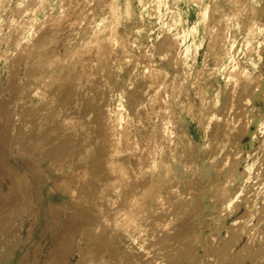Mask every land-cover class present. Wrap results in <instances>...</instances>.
I'll list each match as a JSON object with an SVG mask.
<instances>
[{"label":"rangeland","instance_id":"rangeland-1","mask_svg":"<svg viewBox=\"0 0 264 264\" xmlns=\"http://www.w3.org/2000/svg\"><path fill=\"white\" fill-rule=\"evenodd\" d=\"M263 97L264 0H0V264H264Z\"/></svg>","mask_w":264,"mask_h":264},{"label":"bare ground","instance_id":"bare-ground-1","mask_svg":"<svg viewBox=\"0 0 264 264\" xmlns=\"http://www.w3.org/2000/svg\"><path fill=\"white\" fill-rule=\"evenodd\" d=\"M242 2H245V1H242ZM244 5V4H243ZM246 5V4H245ZM240 6V5H239ZM238 7V6H237ZM241 7V6H240ZM233 9V8H232ZM240 9V8H239ZM248 9V8H247ZM260 9H261V7H260ZM244 10V9H243ZM257 11V10H256ZM130 13V12H129ZM196 14H197V12H196ZM203 14V13H202ZM201 15V14H200ZM202 16H204V15H202ZM250 16V15H249ZM205 17V16H204ZM241 17V16H240ZM253 17V16H252ZM242 18V17H241ZM199 20V19H198ZM241 20V19H240ZM200 21H203L202 19H200ZM203 23V22H202ZM199 24H201V23H199ZM36 26V25H35ZM245 26V25H244ZM207 28H209V27H207ZM34 29V28H33ZM183 29V28H182ZM113 30V29H112ZM197 30V25H194L188 32H185L184 34H183V39H187V37H188V35L189 34H191L192 35V33H194L195 31ZM36 31V30H35ZM35 31H33V32H35ZM111 31V30H110ZM207 31V30H206ZM246 32V31H245ZM113 33H115V30H114V32ZM120 33V32H119ZM208 33V32H207ZM211 33V32H210ZM215 34V33H214ZM211 35H209V37H210ZM30 38H31V36H30ZM192 38V37H191ZM95 39V38H94ZM256 39V38H255ZM168 40V39H167ZM201 40V39H200ZM222 40H223V38H222ZM24 41H26V39L24 40ZM203 41V40H202ZM202 41H201V43H202ZM226 41V40H225ZM98 42V41H97ZM169 42V41H168ZM197 42V41H196ZM194 40H191V41H189L187 44H186V47H185V50H184V54H185V61L187 60V59H189V57H190V54H191V51H192V49L194 48V47H196V43ZM95 43V42H94ZM99 43V42H98ZM166 44V43H165ZM91 45V44H90ZM94 45H96V44H94ZM126 45V44H125ZM222 45V44H221ZM227 45H228V43H227ZM231 45V44H230ZM229 45V46H230ZM84 46V45H83ZM166 46V45H165ZM172 46V45H171ZM170 46V47H171ZM90 47V46H89ZM95 47V46H94ZM234 47V46H233ZM260 47V46H259ZM221 48H222V46H221ZM220 48V49H221ZM94 49V48H93ZM170 49V48H169ZM90 50V49H89ZM234 50V49H233ZM78 51V50H77ZM79 51H80V49H79ZM82 51V50H81ZM84 51H85V49H83V53H84ZM87 51V50H86ZM91 51V50H90ZM93 51V50H92ZM220 51V50H219ZM88 52V51H87ZM98 52V51H97ZM96 52V53H97ZM107 52V51H106ZM111 52V51H110ZM193 52V51H192ZM247 52V51H246ZM73 53V52H72ZM82 53V52H81ZM82 53V54H83ZM86 53V52H85ZM89 53V52H88ZM212 53V52H211ZM74 54V53H73ZM87 54V53H86ZM69 55H70V53H69ZM78 55V54H77ZM76 55V56H77ZM81 55V54H80ZM234 55V54H233ZM74 56H75V54H74ZM85 56V55H84ZM87 56V55H86ZM91 56V55H90ZM109 56H110V54H109ZM78 57V56H77ZM80 57V56H79ZM78 57V58H79ZM114 57V56H113ZM182 57V56H181ZM75 58V57H74ZM83 57H81V59H82ZM88 58V57H87ZM84 59V60H82L81 62H83L82 63V67H83V69H85L84 71H83V74H81V76H79L80 77V80L82 79V80H84V78L88 81V79H92V77L95 75L94 74V72H92V68L90 67V65H89V63H88V61H85V60H88V59ZM117 58V57H116ZM261 58V57H260ZM69 59V58H68ZM111 59H112V57H111ZM229 59H230V52L229 51H227L226 53H224V55H223V58H222V64H221V67L219 68V71L220 70H222V69H224V67H225V65H226V63L229 61ZM70 60H71V58H70ZM212 60V59H211ZM77 61H79V60H77ZM181 61V60H180ZM215 61V60H214ZM255 62V61H254ZM69 63V62H68ZM74 63H76V62H74ZM80 63V62H79ZM144 63V62H143ZM180 63H182V61L180 62ZM50 64V63H49ZM169 64V63H168ZM263 65V64H262ZM73 66V65H72ZM75 66H76V64H75ZM92 66V65H91ZM260 66H261V64H260ZM45 67V62H41L40 64H38L37 66H35L34 68H32V70L34 69V73H32V75H30L34 80H36V81H40V83H41V80H43L45 77H47L48 75H46L47 74V72L48 71H46L47 69H45L44 68ZM71 67V66H70ZM131 67V66H130ZM157 67V66H156ZM219 67V66H218ZM218 67H217V69H218ZM241 67V66H240ZM153 68V67H152ZM185 68V67H184ZM232 68V67H231ZM67 69H68V67H67ZM71 69H72V67H71ZM157 69V68H156ZM167 69V68H166ZM209 69V68H208ZM73 70V69H72ZM163 70V69H162ZM179 70V69H178ZM259 70V69H258ZM79 71V70H78ZM130 71V70H129ZM217 71V70H216ZM236 71V70H235ZM109 72H110V70H109ZM154 72V71H153ZM173 72V71H172ZM77 73V72H76ZM81 73V72H80ZM112 73V72H111ZM161 73V72H160ZM177 73V72H176ZM240 73V72H239ZM151 74V73H150ZM155 74V73H154ZM153 74V75H154ZM162 74V73H161ZM172 74V73H171ZM183 74V73H182ZM185 74V73H184ZM183 74V75H184ZM217 74V73H216ZM228 74V73H227ZM146 75V74H145ZM152 75V74H151ZM189 75V74H188ZM194 75V74H193ZM207 75V74H206ZM236 75V74H235ZM245 75H246V73H245ZM156 76V75H155ZM239 76H241V75H239ZM244 76V75H243ZM258 76V75H257ZM145 77V76H144ZM242 77V76H241ZM240 77V78H241ZM244 77H246V76H244ZM253 77V76H252ZM51 78V77H50ZM141 78V77H140ZM151 78V77H150ZM153 78H155V80H156V77H153ZM174 78V77H173ZM191 78V77H190ZM49 79V78H48ZM158 79V78H157ZM186 79V78H185ZM188 79H189V77H188ZM246 79H247V77H246ZM260 79H261V76H260ZM79 80V81H80ZM86 80H85V82H86ZM143 80V79H142ZM154 80V79H153ZM253 80V79H252ZM78 81V82H79ZM135 81V80H134ZM150 81V80H149ZM44 82V81H43ZM42 82V83H43ZM49 82V81H48ZM50 82H52L51 80H50ZM49 82V83H50ZM84 82V83H85ZM90 82V81H89ZM144 82H145V80H144ZM151 82V81H150ZM149 82V83H150ZM157 82V81H156ZM162 82V81H161ZM193 82V81H192ZM227 82H228V80H227ZM230 82V81H229ZM237 82H238V80H237ZM254 82V81H253ZM33 83V82H32ZM88 83V82H87ZM137 83V82H136ZM142 83V82H141ZM152 83V82H151ZM158 83V82H157ZM157 83H155V84H157ZM160 83V82H159ZM254 83H256V82H254ZM37 85H38V83H36ZM44 84V83H43ZM45 84H47V82H45ZM80 84V83H79ZM82 84H83V82H82ZM138 84V83H137ZM168 84V83H167ZM237 84V83H236ZM78 85V84H77ZM81 85V84H80ZM94 85V84H93ZM139 85V84H138ZM142 85V84H141ZM140 85V86H141ZM151 85V84H150ZM153 85V84H152ZM160 85V84H159ZM231 85V84H230ZM232 85H233V83H232ZM239 85V84H238ZM241 85H243V84H241ZM249 85H251V86H253V87H255L254 86V84H248L247 86H249ZM260 85V84H259ZM258 85V82H257V87L259 86ZM41 86H44V85H42L41 84ZM47 88L48 87H51L52 86V83L51 84H48V85H45ZM45 86H44V88H45ZM202 86V85H201ZM245 86H246V84H245ZM247 86H246V88H247ZM261 86V85H260ZM82 87V86H81ZM152 87V86H151ZM158 87V86H157ZM166 87V86H165ZM232 87V86H231ZM237 87V86H236ZM235 87V88H236ZM242 87V86H241ZM250 87V86H249ZM253 87H250L251 88V90H252V88ZM32 88H34V87H32ZM37 88V87H36ZM35 88V89H36ZM41 88V87H40ZM144 88V87H143ZM147 88V87H146ZM145 88V89H146ZM226 88V87H225ZM240 88V87H239ZM258 88H260V87H258ZM39 89V88H38ZM236 89H238V88H236ZM236 89H234V90H236ZM254 89V88H253ZM256 89V88H255ZM42 90H44V89H42ZM48 90V89H47ZM179 90V89H178ZM230 90V89H229ZM228 90V91H229ZM233 90V89H232ZM247 90H250L249 88L247 89ZM246 90V91H247ZM250 90V91H251ZM33 91V90H32ZM37 90H35V92H36ZM40 91H41V89H40ZM163 91V90H162ZM227 91V92H228ZM244 91V90H243ZM246 91H245V93H246ZM250 91H247V92H250ZM257 91V90H256ZM262 91V90H261ZM159 92V91H158ZM242 92V91H241ZM38 94H39V92H37ZM46 93V92H45ZM201 93H202V90H201ZM255 93V92H254ZM43 94V93H42ZM231 94V93H230ZM40 95V94H39ZM47 95V94H46ZM141 95V94H140ZM202 95V94H201ZM236 95H237V93H236ZM240 95H241V93H240ZM45 96V95H44ZM132 96V95H131ZM234 96V95H233ZM239 96V95H238ZM243 96V95H242ZM248 96H250V94L248 95ZM39 97V96H38ZM219 97V96H218ZM244 97V96H243ZM242 97V98H243ZM40 98H41V96H40ZM142 98V97H141ZM146 98V97H145ZM239 98V97H238ZM247 98V97H246ZM264 98V97H263ZM230 99V98H229ZM235 99V98H234ZM43 100V99H42ZM243 100H245V99H243ZM248 100H251V99H248ZM46 101V100H45ZM208 101V100H207ZM217 101V100H216ZM230 101V100H229ZM228 101V102H229ZM237 101V100H236ZM148 102V101H147ZM150 102V101H149ZM223 102V101H222ZM231 102V101H230ZM251 102V101H250ZM41 104H42V102H40ZM139 104H140V102H139ZM214 104V103H213ZM223 104V103H222ZM229 104V103H228ZM237 104V103H236ZM243 104V103H242ZM248 104V103H247ZM43 105H45V104H43ZM159 105V104H158ZM212 105V104H211ZM41 106V105H40ZM54 106V105H53ZM148 106V105H147ZM227 106V105H226ZM44 107V106H43ZM52 107V106H51ZM58 107V106H57ZM193 107V106H192ZM243 107V106H242ZM245 107H247L246 105H245ZM53 108V107H52ZM120 108V107H119ZM151 108V107H150ZM203 108V107H202ZM212 108H215V107H212ZM241 108V107H240ZM38 109H40V108H38ZM47 109V108H46ZM67 109H69V108H67ZM174 109V108H173ZM235 109V108H234ZM49 110V109H48ZM125 110V109H124ZM168 110V109H167ZM243 110V109H242ZM241 110V111H242ZM50 112H51V110H49ZM122 111V110H121ZM128 111V110H127ZM147 111V110H146ZM166 111V110H165ZM175 111V110H174ZM205 111V110H204ZM211 111V110H210ZM238 111V110H237ZM246 111V110H245ZM253 111V110H252ZM44 112H46V111H44ZM48 112V111H47ZM106 112V111H105ZM119 112H120V110H119ZM150 112V111H149ZM153 112V111H152ZM162 112V111H161ZM229 112V111H228ZM58 113V112H57ZM57 113H55V114H57ZM146 114H147V112H145ZM170 113V112H169ZM176 113V112H175ZM220 113V112H219ZM116 114V113H115ZM225 114V113H224ZM231 114V113H230ZM232 114H234L233 112H232ZM58 115V114H57ZM67 115V114H66ZM126 115V114H125ZM128 115V114H127ZM131 115V114H130ZM163 115V114H162ZM212 115H214V114H212ZM237 115V114H236ZM254 115V114H253ZM38 116H39V114H38ZM40 116H41V114H40ZM124 116V115H123ZM147 116V115H146ZM231 116V115H230ZM239 116V115H238ZM262 116V115H261ZM54 117V116H53ZM55 117H56V115H55ZM64 117V116H63ZM108 117V116H107ZM112 117H114V116H112ZM122 117V116H121ZM200 117V116H199ZM217 117V116H216ZM45 118H47V116L45 117ZM44 118V119H45ZM118 118V117H117ZM131 118V117H130ZM134 118V117H133ZM150 118V117H149ZM261 118V117H260ZM43 119V118H42ZM109 119V118H108ZM116 119V118H115ZM213 119V118H212ZM214 119H215V117H214ZM220 119V118H219ZM230 119V118H229ZM262 119V118H261ZM51 120V119H50ZM61 120V119H60ZM65 120V119H64ZM123 120V119H122ZM122 120H120V121H122ZM232 120H233V118H232ZM41 121V120H40ZM52 121V120H51ZM67 121V120H66ZM113 121V120H112ZM116 121H117V119H116ZM119 121V120H118ZM150 121V120H149ZM179 121V120H178ZM210 121H211V119H210ZM217 121H218V118H217ZM42 122V121H41ZM65 122V121H64ZM68 123H70V122H68ZM119 123V122H118ZM213 123V122H212ZM222 123V122H221ZM228 123V122H227ZM66 124V123H65ZM122 124V123H121ZM169 124V123H168ZM233 124V123H232ZM258 124V123H257ZM119 125V124H118ZM117 125V126H118ZM128 125V124H127ZM149 125V124H148ZM162 125V124H161ZM164 125V124H163ZM166 125V124H165ZM231 125V124H230ZM234 125V124H233ZM120 126V125H119ZM131 127V126H130ZM210 127H212V126H210ZM235 127V126H234ZM162 128H163V126H162ZM214 128V127H213ZM216 128V127H215ZM214 128V129H215ZM222 128V127H221ZM128 129H129V126H128ZM131 129V128H130ZM143 129V128H142ZM165 129V128H164ZM199 129V128H198ZM236 130V129H235ZM131 131V130H130ZM134 131V130H133ZM137 131V130H136ZM168 131V130H167ZM219 131V130H218ZM229 131V130H228ZM243 131V130H242ZM52 132H53V130H52ZM114 132V131H113ZM156 132V131H155ZM227 132V131H226ZM128 133V132H127ZM146 133V132H145ZM154 133V132H153ZM169 133V132H168ZM179 133V132H178ZM205 133V132H204ZM230 134H231V130H230V132H229ZM47 134H49V132L47 133ZM113 134V133H112ZM130 134V133H129ZM151 134V133H150ZM163 134V133H162ZM211 134V133H210ZM218 134V133H217ZM223 134V133H222ZM222 134H221V136H222ZM225 134V133H224ZM143 135H144V133H143ZM149 135V134H148ZM207 135H209V134H207ZM155 136H156V134H155ZM171 136V135H170ZM174 136V135H173ZM219 136H220V134H219ZM231 136V135H230ZM233 136V135H232ZM239 136H241V135H239ZM118 137H119V135H118ZM123 137V136H122ZM121 137V138H122ZM158 137V136H157ZM175 137V136H174ZM227 137H229V136H227ZM263 137V136H262ZM120 138V137H119ZM129 138V137H128ZM138 138V137H137ZM155 138V137H154ZM169 138V137H168ZM226 138V137H225ZM133 139H134V137H133ZM151 139V138H150ZM164 139H167V138H164ZM170 139H171V137H170ZM228 139V138H227ZM118 140V139H117ZM124 140H125V138H124ZM152 141H153V139H151ZM205 140H207V139H205ZM217 140H218V137H217ZM231 141H232V139H230ZM238 140H240V138L238 139ZM144 141V140H143ZM147 141H148V139H147ZM155 141V140H154ZM162 141V140H161ZM123 142V141H122ZM125 142H126V140H125ZM149 142V141H148ZM147 142V143H148ZM159 142V141H158ZM218 142V141H217ZM119 143V142H118ZM130 143V142H129ZM174 143V142H173ZM230 143V142H229ZM233 143V142H232ZM235 143V142H234ZM127 144V143H126ZM131 144V143H130ZM149 144V143H148ZM190 144V143H189ZM132 145V144H131ZM134 145V144H133ZM147 145V144H146ZM151 145H152V143H151ZM154 145V144H153ZM223 145H225V144H223ZM234 145V144H233ZM232 145V146H233ZM129 146V145H128ZM163 146V145H162ZM161 146V147H162ZM164 147V146H163ZM216 147V146H215ZM225 147V146H224ZM159 148V147H158ZM212 148V147H211ZM152 149V148H151ZM219 149V148H218ZM217 149V150H218ZM258 149V148H257ZM169 150V149H168ZM254 150V149H253ZM256 150V149H255ZM148 151H150V150H148ZM154 151H155V148H154ZM164 151V150H163ZM181 151V150H180ZM222 151V150H221ZM233 151V150H232ZM247 151V150H246ZM117 153L119 152L118 150L116 151ZM207 152V151H206ZM220 152V151H219ZM218 152V153H219ZM152 153V152H151ZM183 153V152H182ZM223 153V152H222ZM243 153V152H242ZM113 154V153H112ZM155 154V153H154ZM186 154H187V151H186ZM220 154V153H219ZM141 155V154H140ZM145 155V154H144ZM152 155V154H151ZM189 155V154H188ZM187 155V156H188ZM207 155V154H206ZM210 155V154H209ZM212 155H213V153H212ZM139 156V155H138ZM142 156V155H141ZM217 156V155H216ZM216 156H214L215 157V159H216ZM143 157V156H142ZM213 157V156H212ZM211 157V158H212ZM225 157H226V155H225ZM228 157V156H227ZM147 158H148V156H147ZM153 158H155V157H153ZM160 158V157H159ZM207 158V157H206ZM142 159V158H141ZM144 159H146L145 157H144ZM158 159V158H157ZM172 159V158H171ZM215 159H213V160H215ZM225 159V158H224ZM228 159H229V157H228ZM254 159V158H253ZM135 160V159H134ZM147 160V159H146ZM152 160V159H151ZM174 160V159H173ZM213 160H211L212 162H213ZM223 160V159H222ZM240 160V159H239ZM136 161V160H135ZM184 161V160H183ZM137 162V161H136ZM136 162H135V167H137V165H136ZM142 162V161H141ZM152 162V161H151ZM216 162V161H215ZM218 162H220L219 161V159H218ZM227 162V161H226ZM232 162V161H231ZM114 163V162H113ZM139 163V162H138ZM137 163V164H138ZM150 163V162H149ZM159 163H160V161H159ZM232 163H235V161L234 162H232ZM232 163H230V166L231 165H235V164H232ZM249 163V162H248ZM117 164V163H116ZM119 164V163H118ZM147 164V163H146ZM155 164V163H154ZM215 164V163H214ZM229 164V163H228ZM143 166H146V165H144V164H142ZM142 165H140V166H142ZM225 165V164H224ZM253 165V164H252ZM138 166H139V164H138ZM149 166V165H148ZM156 166V165H155ZM160 166V165H159ZM186 166H187V164H186ZM223 166V165H222ZM227 166V165H226ZM116 167V166H115ZM118 167V166H117ZM147 167V166H146ZM188 167V166H187ZM218 167V166H217ZM122 168V167H121ZM138 168V167H137ZM158 168V167H157ZM219 168V167H218ZM232 169L234 168V166L233 167H231ZM235 168H236V165H235ZM258 168V167H257ZM229 169V168H228ZM231 169V170H232ZM139 170V169H138ZM143 170V169H142ZM260 170V169H259ZM262 170V169H261ZM239 171V170H238ZM149 172V171H148ZM173 172V171H172ZM261 172V171H260ZM263 172V171H262ZM261 172V173H262ZM139 173V172H138ZM142 173V172H141ZM158 174V173H157ZM228 175V174H227ZM247 175V174H246ZM260 175H262V174H259V176ZM253 176V175H252ZM251 176V177H252ZM258 176V175H257ZM263 176V175H262ZM243 177V176H242ZM254 177V176H253ZM264 177V176H263ZM263 177H261V179L263 178ZM260 178V177H259ZM155 179H156V177H155ZM182 179V178H181ZM228 179V178H227ZM158 180V179H157ZM263 180H264V178H263ZM253 181V180H252ZM255 181V180H254ZM225 182V181H224ZM68 183V182H67ZM228 183V182H227ZM230 183V182H229ZM65 184V183H64ZM146 184V183H145ZM247 184V183H246ZM147 185V184H146ZM153 185H155V184H153ZM221 185V184H220ZM254 185H256V184H254ZM151 186H152V184H151ZM151 186H149L150 188H152ZM174 186H176V185H174ZM218 186V185H217ZM216 186V187H217ZM222 186H223V184H222ZM70 187V186H69ZM169 187V186H168ZM159 188V187H158ZM67 189V188H66ZM147 189V188H146ZM227 189V188H226ZM225 189V190H226ZM231 189V188H230ZM235 189V188H234ZM148 190H150V189H148ZM159 190V189H158ZM164 190V189H163ZM218 190V189H217ZM224 190V189H223ZM222 190V191H223ZM239 190V189H238ZM67 191V190H66ZM151 191V190H150ZM154 191H155V189H154ZM64 192H65V189H64ZM157 192V191H156ZM243 192V191H242ZM153 193V192H152ZM162 193V192H161ZM170 193V192H169ZM175 193V192H174ZM235 193H236V191H235ZM172 194H173V192H172ZM231 194H233V193H231ZM157 195V194H156ZM176 195V194H175ZM234 195V194H233ZM149 196H150V194H149ZM152 196V195H151ZM154 196V195H153ZM162 196V195H161ZM232 196V195H231ZM152 198V197H151ZM157 198V197H156ZM155 198V199H156ZM163 198V197H162ZM224 198V197H223ZM226 198V197H225ZM158 199V198H157ZM228 199V198H227ZM152 200V199H151ZM158 200H161V199H158ZM150 200H148V202H149ZM228 201V200H227ZM155 202H156V200H155ZM158 202V201H157ZM159 203V202H158ZM165 203V202H164ZM221 203V202H220ZM225 203H226V201H225ZM249 202H247V204H248ZM163 205V204H162ZM210 205V204H209ZM252 205L250 204V206H249V204H248V206L247 207H251ZM150 207V206H149ZM153 207V206H152ZM211 207V206H210ZM215 207V206H214ZM161 208V207H160ZM151 210V209H150ZM161 210V209H160ZM248 211V210H247ZM250 212H251V210H250ZM128 217V216H127ZM137 218V217H136ZM238 218V217H237ZM128 219V218H127ZM135 219V218H134ZM158 219H159V217H158ZM160 219H161V217H160ZM236 219V218H235ZM136 221V220H135ZM156 221H158V220H156ZM188 222V221H187ZM248 222V221H247ZM127 223V222H126ZM128 223H130V221L128 222ZM162 223V222H161ZM164 223V222H163ZM192 223V222H191ZM190 223V224H191ZM238 223H241L242 224V222H238ZM154 224V223H153ZM184 225V224H183ZM188 225H189V223H188ZM237 226H239L238 224H236ZM248 225V224H247ZM151 226V225H150ZM185 227H189V226H186V225H184ZM183 226V227H184ZM235 225H233V227H234ZM237 226H235V227H237ZM126 227V226H125ZM147 227V226H146ZM192 227V226H191ZM139 228V227H138ZM142 228V227H141ZM160 228H162V226L160 227ZM131 229V228H130ZM143 229H145L144 227H143ZM184 229V228H183ZM182 229V230H183ZM189 229V228H188ZM127 230V229H126ZM132 230V229H131ZM135 230H136V228H135ZM190 230H192V229H190ZM194 230V229H193ZM185 231H187V229L185 230ZM189 231V230H188ZM148 232V231H147ZM146 232V233H147ZM181 232V231H180ZM139 233V232H138ZM142 234H143V232H142ZM152 234V233H151ZM190 234H192V231H190ZM189 234V235H190ZM135 235V234H134ZM148 235V234H147ZM178 235V234H177ZM182 235V234H181ZM188 235V236H189ZM138 236V235H137ZM141 235H139V237H140ZM143 236H144V234H143ZM183 237V236H182ZM179 238H181V237H179ZM184 238H186V237H184ZM132 239V238H131ZM139 239V238H138ZM142 239V238H141ZM151 239V238H150ZM168 240H170V239H168ZM183 240V239H182ZM140 241V240H139ZM147 241V240H146ZM179 241H181V239L179 240ZM137 242H138V240H137ZM151 242V241H150ZM187 242V241H186ZM192 242V241H191ZM128 243V242H127ZM140 243V242H139ZM143 242H141V244H142ZM188 243H189V241H188ZM146 244V243H145ZM147 244H148V242H147ZM154 244V243H153ZM131 245H132V243H131ZM150 245V244H149ZM163 245H164V242H163ZM169 246H170V244H168ZM135 246V244L133 245V247ZM165 246V245H164ZM164 246H162V247H164ZM140 247H142V245L140 246ZM148 247V246H147ZM151 247V246H150ZM162 247H161V249H162ZM144 248V247H143ZM152 248V247H151ZM150 249V248H149ZM154 249V248H153ZM160 249V250H161ZM140 250H141V248H140ZM145 250V249H144ZM150 250H152V249H150ZM146 251V250H145ZM148 252V251H147ZM146 252V253H147ZM142 253V252H141ZM152 253V252H151ZM143 254V253H142ZM146 255V254H145ZM147 256V255H146Z\"/></svg>","mask_w":264,"mask_h":264}]
</instances>
